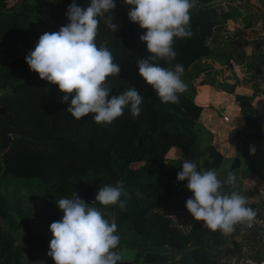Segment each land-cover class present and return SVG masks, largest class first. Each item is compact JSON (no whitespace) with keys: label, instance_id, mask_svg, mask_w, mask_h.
<instances>
[{"label":"trees","instance_id":"1","mask_svg":"<svg viewBox=\"0 0 264 264\" xmlns=\"http://www.w3.org/2000/svg\"><path fill=\"white\" fill-rule=\"evenodd\" d=\"M119 1L125 0H115L116 8L110 13L113 23L119 26L118 31L113 32L101 19L95 42L98 47L108 48L120 67L118 75L107 78L106 83L111 87L109 97L136 88L144 98L140 115L133 118L129 105L116 118L108 164L85 158L71 147L70 143L81 142L83 124L45 134L19 129L20 135L12 136L6 149H1L0 140V264H55L48 255L54 238L50 225L61 221L64 215L57 200L71 198L76 193L91 203L101 186L115 185L120 179L125 181L130 195L126 209L122 210L119 204L97 203V207L110 223V213L114 214L117 234L121 237L114 251L125 254L122 264H221L216 255L227 244L226 234L213 232L197 220L184 228L170 215L185 212L191 216L186 201L193 194L186 187L187 180L178 181L177 174L182 171L183 161L189 160L197 163L198 170L220 172L222 180L227 179L228 172L237 178L241 160L253 156L252 146L256 148L254 155L264 162V114H257L252 105L253 96L264 90L259 86L264 81V40L252 43L250 53H234L235 62L245 69L244 74L252 72L243 83L253 94H234L240 114L252 131L235 134L241 148L230 165L220 171L223 154L213 145L212 133L200 124L204 108L195 101L196 88L214 85V80L202 78L197 84L194 81L200 73L211 72L200 61L211 58L227 63L226 56L214 51L222 41V24L236 20L238 10L249 3L239 0L237 6L225 8L222 7L225 0L217 4L213 0H196L190 11L192 37L174 38V60L156 61L165 69H174L178 63L185 69L182 80L187 90L178 94L180 103L164 104L139 74L137 62L152 55L140 40L146 30L131 21L128 15L131 9ZM75 2L86 8L91 0ZM72 3L73 0H0V106L5 99L17 96V89L32 81L28 73L16 69V61L28 56L45 32H57L70 23L66 13ZM239 82L236 79L234 83H222L217 86L218 91L233 94ZM27 93L25 98L36 104L60 99L38 89ZM9 124L8 114L0 107V132ZM159 135L166 136L165 146L154 151L147 144ZM45 144L52 150L46 151ZM39 145L42 146L37 148ZM172 149L178 152L176 160L166 157ZM229 186L225 184L222 191ZM137 191L140 196L136 195ZM124 199L122 196L121 200ZM240 227L243 229L237 224L229 235L234 237ZM245 241L254 255L258 245L255 238L248 234ZM231 242L233 247H226L222 254L239 255L237 242ZM33 254H38V262L32 263Z\"/></svg>","mask_w":264,"mask_h":264},{"label":"clouds","instance_id":"2","mask_svg":"<svg viewBox=\"0 0 264 264\" xmlns=\"http://www.w3.org/2000/svg\"><path fill=\"white\" fill-rule=\"evenodd\" d=\"M125 2L133 6L128 13L131 21L146 30L140 40L152 54L137 62L139 74L153 87L162 103L179 104L178 94L187 90L182 80L184 66L178 63L174 69H165L156 61L175 59L174 38L192 37L190 11L196 6V0ZM115 8V0H91L86 8L73 0L66 13L70 23L61 26L57 32H45L35 49L26 56L32 71L68 94L63 97L65 102L75 93L66 110L76 119L91 113L96 123H111L123 115V109L129 105L133 118L140 115L144 98L136 88L131 87L109 99L111 87L106 83L107 78L118 75L120 67L110 50L98 47L95 42L101 19L113 32L118 31L119 26L113 23L110 15ZM255 152L256 148L252 146L250 153L254 155ZM177 179L187 180L186 187L193 194L186 201L188 212L211 231L219 230L227 235L237 224L253 226L257 213L246 207L247 198L236 191L231 194L222 191L225 184H235L233 172H228L227 179L222 180L216 170H198L196 162L184 160ZM136 195L141 193L137 191ZM122 196L126 199L121 200ZM128 199L129 191L125 181L120 179L115 185L101 186L91 203L80 199L76 193H72L71 198L57 200L64 215L61 221L50 225L54 238L50 241L48 255L55 264H122L125 254L114 251L121 240L117 224L105 219L97 203L102 206L119 204L125 210Z\"/></svg>","mask_w":264,"mask_h":264},{"label":"rangeland","instance_id":"3","mask_svg":"<svg viewBox=\"0 0 264 264\" xmlns=\"http://www.w3.org/2000/svg\"><path fill=\"white\" fill-rule=\"evenodd\" d=\"M200 1L206 2L207 0ZM242 1L248 2L249 5H245L244 7L242 6L238 10L236 20H227L224 24H222L224 28L222 31V41H220L217 47L214 48V51L222 53L228 58L227 63L223 64L222 62H218L211 58L200 61L199 63L204 67V69H210L211 72L208 75H205L203 72L200 73V76L194 81L195 84H197L202 78H206L209 81L213 78L214 85H211V88L217 91L218 85L222 83H233L236 79H240L239 77L241 75L243 77L245 69L235 62L234 53L239 51L250 53L252 51V43H254L253 41L263 36L259 35L258 33H260L261 30L264 31V19L261 20L259 15H257V12L253 7L255 5L253 0ZM238 3L239 0H225L222 3V7L226 8L229 5L237 6ZM263 5L264 4L261 3V8ZM261 15L264 17V13ZM249 22L250 24H248ZM15 66L18 71L28 73L32 81L17 89V96L11 99H5L4 103L1 104L0 107L6 111L10 118L9 125L15 127L17 130L28 129L35 133L45 134L50 131L67 129L83 124L85 125V130L80 134L81 142L70 143L71 147L75 152L79 153L85 158L98 161L101 164H108L109 151L111 150L114 141L113 124L115 123L116 119H114L111 123L98 124L94 120V114L91 113L80 119H76L66 110L71 105V99L75 93L69 95L68 101L65 102L63 97L68 94L62 92L58 85L51 84L47 80L41 79L38 73L32 71L26 62V56L18 59ZM214 73L216 75H214ZM245 75H247L246 78L248 79L251 77L252 72L248 71ZM259 84V86L264 89V81L260 82ZM30 89L41 90L45 95L55 94L59 96L60 99L58 101L47 102L46 104H36L33 101L26 99L24 96L25 93H27V90ZM201 89L202 87L196 88L195 99L198 98L202 101L203 93H206L207 90ZM261 91L264 94V90ZM211 108L212 107L210 105H207L203 109L199 119L201 125H203V119H208L207 116L209 114H207V112L211 111ZM223 110L220 109L221 112H219L217 109L216 111L220 113H217V116L215 113H212V119L220 120V118H222L223 120V117H227L229 121L232 116L225 113ZM223 122L225 123L224 120ZM228 132H230V128ZM165 140V135H159L150 140L147 145L150 146V148L154 151H160L165 146ZM41 146L42 145H39L37 148ZM44 147L46 151L52 150L51 146L48 144H45ZM19 150L22 149H18L17 151ZM166 157L176 160L178 158V152L172 149ZM226 157H228L227 154ZM230 163L231 162L228 159H223L220 171H223L225 168H227ZM250 170H252V162L247 160L244 164H242V168L236 178L235 184L226 187L225 192L231 194V192L236 191L247 198L246 206L250 203H252L253 206H257L258 204L253 203H259V199H264V192L259 193L254 188L253 184H257L255 183L257 182V179L249 174ZM218 178H222L220 172H218ZM258 184V186L264 190V180L262 179L261 182L259 179ZM170 215H172L174 217L173 219L184 228L186 227V224L195 220L185 212L171 213ZM110 219L112 222H115L114 214L112 212L110 213ZM247 235L248 234L244 232L241 227L238 234H235L234 237H231L229 234L226 235L228 238L227 244L216 255L219 256L221 264H226V260L230 256L226 253L222 254V251L225 252L226 247H233L231 241L237 242V251H239V255H258L259 251L257 249H255V254L253 255L254 251L251 249L250 244L245 241V237ZM37 258L38 254H33L32 263L38 262Z\"/></svg>","mask_w":264,"mask_h":264},{"label":"crops","instance_id":"4","mask_svg":"<svg viewBox=\"0 0 264 264\" xmlns=\"http://www.w3.org/2000/svg\"><path fill=\"white\" fill-rule=\"evenodd\" d=\"M253 3L255 4L253 7L257 12V15H259L261 20L264 19L263 15H261L262 13H264L263 10L264 5L261 8V3L264 4V0H259V1L253 0ZM258 34L263 36L261 38L256 39L255 41L258 40L263 41L264 31L261 30V32ZM244 75L245 74H243V77L242 75L239 77L240 82L235 87L233 94L224 91H218V90L216 91L213 90L209 85H203L201 87H208L207 92L203 93V100L197 101V99H195L196 103L202 106L203 108H205L207 105H210L212 107L211 111L207 112V114H209L207 116L208 119L202 120L203 126L206 127L212 133L213 145L223 154L224 159H228L230 162L235 157L236 153H238V150L240 148V144H238L239 142L236 139L235 134H247L252 131L251 126L246 124L243 116L240 114L239 106L237 105L234 99V94H240L243 96H251L253 94L252 89L243 83V81L247 79L246 78L247 75L245 76ZM252 105L257 114L260 115L264 114V94L262 91L256 93L253 96ZM217 109L219 110V112H221L220 109L222 110L224 109L223 111L225 113L232 116L230 120L224 123L222 118H220V120L212 119V113H215L216 116L217 113L220 114L219 112L216 111ZM229 128H230V132H228ZM226 154L228 155V157H226ZM247 160H250L252 162V170H250L249 174L257 179V182H255L257 184H253L254 188L259 193L264 192V190H262L261 187L258 186L259 179L261 182L262 179L264 180V162L262 161V159H259L255 155L250 157H245L241 160L240 170L242 168V164H244ZM262 202H264V199H259V203H253V204H258L257 206H253L252 203H250L246 207L252 208L254 211H256L258 216L264 217V203ZM260 248L261 246L258 244L257 250L259 251Z\"/></svg>","mask_w":264,"mask_h":264},{"label":"built area","instance_id":"5","mask_svg":"<svg viewBox=\"0 0 264 264\" xmlns=\"http://www.w3.org/2000/svg\"><path fill=\"white\" fill-rule=\"evenodd\" d=\"M128 9H131L133 6L128 5L125 1H119ZM225 122H228L227 117H223ZM243 227V231L247 234L252 235L258 244L261 246L257 256L252 255H237L229 256L226 260V264H249V261L252 264H264V217L256 216L253 226L251 228L247 227L246 224H240Z\"/></svg>","mask_w":264,"mask_h":264},{"label":"water","instance_id":"6","mask_svg":"<svg viewBox=\"0 0 264 264\" xmlns=\"http://www.w3.org/2000/svg\"><path fill=\"white\" fill-rule=\"evenodd\" d=\"M223 0H213L212 3L217 4ZM14 135H20V132L13 126L7 125L0 132L1 149H6L11 141V137Z\"/></svg>","mask_w":264,"mask_h":264}]
</instances>
